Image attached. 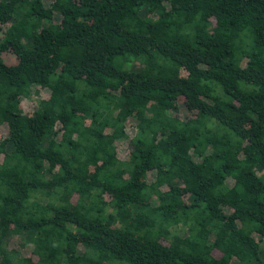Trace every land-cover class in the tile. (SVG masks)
I'll return each instance as SVG.
<instances>
[{"label":"trees","instance_id":"trees-1","mask_svg":"<svg viewBox=\"0 0 264 264\" xmlns=\"http://www.w3.org/2000/svg\"><path fill=\"white\" fill-rule=\"evenodd\" d=\"M0 264H264V0H0Z\"/></svg>","mask_w":264,"mask_h":264}]
</instances>
